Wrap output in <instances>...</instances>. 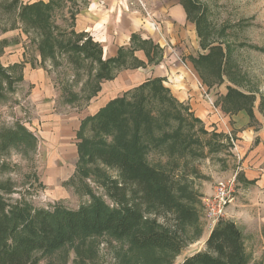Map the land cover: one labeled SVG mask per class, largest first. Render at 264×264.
<instances>
[{
    "label": "rangeland",
    "instance_id": "obj_1",
    "mask_svg": "<svg viewBox=\"0 0 264 264\" xmlns=\"http://www.w3.org/2000/svg\"><path fill=\"white\" fill-rule=\"evenodd\" d=\"M37 1L47 0H0V80L5 88L0 97V132L17 126L33 136V144L17 142L0 151V179L13 183L12 202L76 209L91 198H100L112 206L106 182L118 178L117 170L100 163L85 166L76 146L80 120L94 113L88 106L99 91L86 101L92 83L85 82L82 68L76 69L61 55L54 62L41 60L35 32L26 30L19 15L23 6ZM191 1L198 7L196 15L200 12L207 19L203 26L212 30L204 39L197 36L192 21L182 27L171 26L167 18L162 21L154 0L118 2L126 12L156 23L154 29H148L158 46L150 76L164 79L171 94L202 121V126L193 127L198 142L182 154H168L166 148L147 153L151 165L173 172L176 193L183 194L195 210L196 219L182 234L183 247L175 255L155 251L145 256L131 249L127 239L117 240L109 233L81 235L52 252H37V264H179L204 249L205 236L213 226L204 199L212 195L217 182L234 175L233 198L247 181L244 172L264 175V0ZM87 3L63 0L52 10L51 21L59 29H68ZM200 43L220 46L227 58L222 80L213 69L202 66L207 85L193 67L189 56L198 57L209 50ZM227 86L253 96L247 103L252 106L251 118L242 110L223 112L220 100ZM249 254L248 264H260Z\"/></svg>",
    "mask_w": 264,
    "mask_h": 264
},
{
    "label": "trees",
    "instance_id": "obj_2",
    "mask_svg": "<svg viewBox=\"0 0 264 264\" xmlns=\"http://www.w3.org/2000/svg\"><path fill=\"white\" fill-rule=\"evenodd\" d=\"M62 2L37 1L23 6L19 15L26 30L35 32L42 61L54 62L61 55L73 67L85 71V82L92 83L86 101L118 70L144 66L133 55L135 50L142 49L147 62L153 63L158 46L137 33H131L129 46L119 47L116 56L103 59L100 43L86 32H76L73 24L62 30L51 21L52 10ZM182 3L187 19L196 25L197 36H210L212 30L202 24L207 19L200 12L196 15V4L191 0ZM200 45L209 50L198 57L189 56L193 67L203 81L202 66L213 69L222 80L227 58L222 56L220 46ZM163 81L161 77L149 78L80 120L75 134L79 160L85 166L100 163L118 172L117 179L106 182L112 206L100 198H91L76 209H45L23 200L12 202L13 183L0 179V264H37V252L49 253L81 235L102 233L117 240L127 239L131 249L145 256L155 251L175 255L181 250L182 234L196 219L195 210L183 194L176 193L173 172L151 165L147 153L153 148H166L168 154H182L198 142L193 127L202 126V121L171 94ZM226 89L220 100L223 112L242 110L251 118L252 106L247 103L253 96L228 86ZM4 91L0 80V97ZM200 131L207 134L202 128ZM17 142L33 144V136L17 126L0 132V151ZM249 260L239 225L218 219L205 239L204 249L179 264H248Z\"/></svg>",
    "mask_w": 264,
    "mask_h": 264
},
{
    "label": "crops",
    "instance_id": "obj_3",
    "mask_svg": "<svg viewBox=\"0 0 264 264\" xmlns=\"http://www.w3.org/2000/svg\"><path fill=\"white\" fill-rule=\"evenodd\" d=\"M87 1V6L75 14L72 28L76 32H86L94 41L100 43L103 59L114 57L119 47L129 46L131 33H137L142 39L149 37L153 39L148 35V29H154L156 23H150L147 18L141 20L139 15L126 12L127 8L118 3L120 0ZM154 1L157 4L156 14L162 16L160 17L162 21L167 18L169 24L176 27L187 24L188 19L180 0ZM163 10L167 16L165 18L164 12H161ZM133 55L142 61L144 66L120 70L113 79L102 81L98 96L89 103L90 111L95 113L109 100L154 77L150 76L151 63L147 62L144 51L135 50ZM243 179L253 180V183L244 181L243 185L238 188L239 194L234 196L226 207L225 216L227 215L226 219L234 221L241 228L244 245L251 253V257L258 260L260 264H264V175L246 171ZM244 194L247 197L243 198Z\"/></svg>",
    "mask_w": 264,
    "mask_h": 264
},
{
    "label": "built area",
    "instance_id": "obj_4",
    "mask_svg": "<svg viewBox=\"0 0 264 264\" xmlns=\"http://www.w3.org/2000/svg\"><path fill=\"white\" fill-rule=\"evenodd\" d=\"M235 186V176H230L215 185L211 196L204 199L205 210L207 218L213 223L225 215L226 207L232 200L231 193Z\"/></svg>",
    "mask_w": 264,
    "mask_h": 264
}]
</instances>
